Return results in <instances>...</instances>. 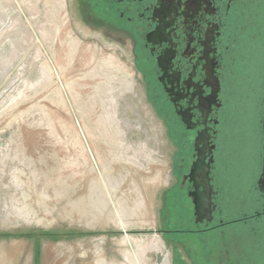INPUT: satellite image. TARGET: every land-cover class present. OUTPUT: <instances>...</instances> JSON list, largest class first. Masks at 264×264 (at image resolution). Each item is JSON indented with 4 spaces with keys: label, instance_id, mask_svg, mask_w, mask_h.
<instances>
[{
    "label": "rangeland",
    "instance_id": "374dc122",
    "mask_svg": "<svg viewBox=\"0 0 264 264\" xmlns=\"http://www.w3.org/2000/svg\"><path fill=\"white\" fill-rule=\"evenodd\" d=\"M243 95L217 155L228 200L259 164L260 93ZM173 150L131 62L72 28L66 0H0V264H182L174 241L210 247L212 232L162 233L186 229L188 200L166 198Z\"/></svg>",
    "mask_w": 264,
    "mask_h": 264
},
{
    "label": "flooded vegetation",
    "instance_id": "af4514ba",
    "mask_svg": "<svg viewBox=\"0 0 264 264\" xmlns=\"http://www.w3.org/2000/svg\"><path fill=\"white\" fill-rule=\"evenodd\" d=\"M66 6L71 27L87 41L131 62L167 128L174 150L166 198L176 205L184 196L188 204L181 200L173 216L178 222L184 214L186 229L162 233H215L210 247L174 241L179 261L253 264L252 253L264 254V0H66ZM256 91L259 164L247 191L237 188L228 200L215 184L219 142L234 117L231 102Z\"/></svg>",
    "mask_w": 264,
    "mask_h": 264
},
{
    "label": "water",
    "instance_id": "95a60500",
    "mask_svg": "<svg viewBox=\"0 0 264 264\" xmlns=\"http://www.w3.org/2000/svg\"><path fill=\"white\" fill-rule=\"evenodd\" d=\"M263 104H264V97H263ZM264 126V125H263ZM263 178H264V169H263V174H262Z\"/></svg>",
    "mask_w": 264,
    "mask_h": 264
}]
</instances>
